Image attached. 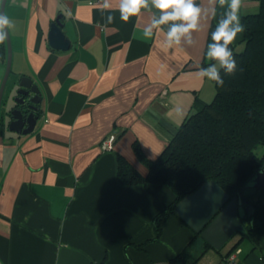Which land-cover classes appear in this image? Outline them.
I'll use <instances>...</instances> for the list:
<instances>
[{
    "label": "crops",
    "instance_id": "obj_1",
    "mask_svg": "<svg viewBox=\"0 0 264 264\" xmlns=\"http://www.w3.org/2000/svg\"><path fill=\"white\" fill-rule=\"evenodd\" d=\"M197 3L212 7L209 0ZM101 4L7 0L5 15L15 27L5 95L26 75L39 86L41 101L31 133L10 130L1 117L0 264H177L174 258L187 247V264H223L236 244L242 264H264V235L254 242L237 233L221 249L207 247L171 214L157 238L155 216L175 194L167 186L124 185L118 178V154L146 175L134 143L147 158H158L170 141L158 122L178 129L196 103L214 99V81L196 73L211 64L209 31L226 7L217 4L216 18H202L193 45L165 49L169 25L155 29L152 38L143 36L155 9L124 22L114 2L110 10ZM259 9L260 0H242L241 22ZM59 14L71 41L67 50L51 47L48 39ZM109 14L112 24L105 23ZM243 35L233 42L238 51L245 47ZM7 57L5 40L0 86ZM6 108L3 103V116ZM111 133L117 135L114 147L103 150Z\"/></svg>",
    "mask_w": 264,
    "mask_h": 264
},
{
    "label": "trees",
    "instance_id": "obj_2",
    "mask_svg": "<svg viewBox=\"0 0 264 264\" xmlns=\"http://www.w3.org/2000/svg\"><path fill=\"white\" fill-rule=\"evenodd\" d=\"M242 23L244 49L237 51L235 44L230 45L238 70L234 76L221 70L224 86L215 84L214 99L196 103L178 129L165 120L158 122V127L170 135L158 158H147L139 143H134L136 154L147 166V174L143 175L118 154V178L122 184L167 186L175 194V200L155 216L157 238L170 215L176 214V205L209 180L219 184L231 198H245L253 206L252 214L242 219L244 229L238 233L241 240L258 242L264 235V188H244L250 176L264 164V152L256 151L264 146V0H260L257 13L242 17ZM215 26L210 28L208 43ZM205 242L207 247H213ZM187 251L188 247L174 261L187 264Z\"/></svg>",
    "mask_w": 264,
    "mask_h": 264
},
{
    "label": "water",
    "instance_id": "obj_3",
    "mask_svg": "<svg viewBox=\"0 0 264 264\" xmlns=\"http://www.w3.org/2000/svg\"><path fill=\"white\" fill-rule=\"evenodd\" d=\"M7 0H2L0 13L5 14ZM62 14L51 23L49 43L56 49L67 50L71 41L63 30ZM8 48L7 65L0 86V123L1 117H8V128L22 134L31 133L38 121V105L41 101L39 86L29 76H22L16 83L12 96V87L7 96L5 90L12 71L13 49L11 35L6 39ZM12 96V98H11ZM12 99V100H11ZM5 100V101H4ZM14 101L6 109L4 116L1 109L3 103ZM264 188V164L250 176L245 187ZM253 206L247 204V199L230 197L215 181L204 182L196 191L184 197L175 207L174 212L191 228L200 233L201 237L216 249H221L235 234L244 229L242 219L251 215Z\"/></svg>",
    "mask_w": 264,
    "mask_h": 264
},
{
    "label": "clouds",
    "instance_id": "obj_4",
    "mask_svg": "<svg viewBox=\"0 0 264 264\" xmlns=\"http://www.w3.org/2000/svg\"><path fill=\"white\" fill-rule=\"evenodd\" d=\"M116 4L120 20L127 22L131 17L139 16L143 10L155 9L158 15H153L150 22L143 27V36L152 38L154 30L169 25L166 38L163 41L165 49L173 46L194 44L193 33L201 30L202 18H216L219 5L226 10L218 19L215 29L211 32V42L207 44L206 56L213 63L201 67L196 75L204 80L214 81L219 87L224 86L221 70L227 76H234L238 70L237 61L230 47L238 34L245 31L239 11L242 0H209L210 9L201 8L197 0H102V10H110ZM115 17L111 14L105 17L106 24H112ZM15 25L5 14L0 13V44L9 36ZM175 111L183 114L181 108Z\"/></svg>",
    "mask_w": 264,
    "mask_h": 264
},
{
    "label": "built area",
    "instance_id": "obj_5",
    "mask_svg": "<svg viewBox=\"0 0 264 264\" xmlns=\"http://www.w3.org/2000/svg\"><path fill=\"white\" fill-rule=\"evenodd\" d=\"M117 140V135L115 133H111L106 136L102 142L101 147L103 150H110L114 147V144ZM242 252L241 247H235L223 259V264H242L240 260V254Z\"/></svg>",
    "mask_w": 264,
    "mask_h": 264
},
{
    "label": "rangeland",
    "instance_id": "obj_6",
    "mask_svg": "<svg viewBox=\"0 0 264 264\" xmlns=\"http://www.w3.org/2000/svg\"><path fill=\"white\" fill-rule=\"evenodd\" d=\"M238 49H240V48L238 47ZM236 50H237V49H236ZM237 51H238V50H237ZM15 90H16V86H15L14 90L12 91V96L14 95ZM8 92H9V88H8L7 93H8ZM12 96H11V98H12ZM11 100H12V99H11ZM11 100L8 101V103H7V105H6V107H7L6 109H9V108H10V104H11L12 102H14V101L11 102ZM5 119H6V122H7V121H8V117L6 116ZM7 124H8V122H7ZM256 151H257L258 154H262V153L264 152V146H260V147H258Z\"/></svg>",
    "mask_w": 264,
    "mask_h": 264
},
{
    "label": "flooded vegetation",
    "instance_id": "obj_7",
    "mask_svg": "<svg viewBox=\"0 0 264 264\" xmlns=\"http://www.w3.org/2000/svg\"><path fill=\"white\" fill-rule=\"evenodd\" d=\"M38 111H39V107H38V110L36 111L37 114H38Z\"/></svg>",
    "mask_w": 264,
    "mask_h": 264
}]
</instances>
